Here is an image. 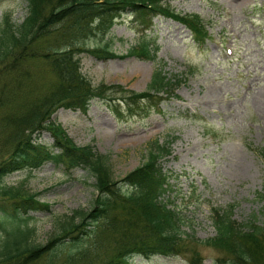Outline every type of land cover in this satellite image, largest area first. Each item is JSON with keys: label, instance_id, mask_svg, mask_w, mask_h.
Wrapping results in <instances>:
<instances>
[{"label": "rangeland", "instance_id": "rangeland-1", "mask_svg": "<svg viewBox=\"0 0 264 264\" xmlns=\"http://www.w3.org/2000/svg\"><path fill=\"white\" fill-rule=\"evenodd\" d=\"M167 4L176 12L202 18L208 33L202 48L194 44L185 26L170 18L158 15L152 29L144 31L133 15L122 13L107 36H94L87 43L108 44L117 57L98 59L84 53L81 67L94 86L116 84L136 92L145 91L152 74L162 69L166 76L180 79L175 95L158 107L154 106L156 98L151 108L141 103L147 104L148 114L124 121H117L97 101L86 113L60 108L51 119L76 144L93 145L107 159L114 178L141 165L154 142L168 146L170 152L161 163L171 173L169 196L178 205L187 248L170 258L135 257L131 264H191L192 250L198 252L202 264H216L221 251L203 243L215 235L212 208L228 210L232 204L236 222L248 224L253 215L257 223L263 222L264 200L258 194L264 190V0H167ZM5 13L14 24L21 23L27 0H0V25ZM144 32L156 44L153 59L133 51L145 38ZM194 114L203 120L186 118ZM39 139L52 142L46 131ZM95 182V175L85 169L67 174L51 162L4 179L6 185L21 186L49 204L48 212H31L18 222L21 229L32 230L29 240L40 244L57 231L58 218L89 208ZM11 226L5 225L8 230ZM5 237L2 229L0 241ZM93 240L89 237V264H103L112 253L106 246L109 241L94 247ZM68 248L66 244L52 264H63ZM45 256L34 264H49Z\"/></svg>", "mask_w": 264, "mask_h": 264}, {"label": "trees", "instance_id": "trees-1", "mask_svg": "<svg viewBox=\"0 0 264 264\" xmlns=\"http://www.w3.org/2000/svg\"><path fill=\"white\" fill-rule=\"evenodd\" d=\"M123 12L133 15L134 21L148 30L157 15L177 20L190 30L199 47L208 37L206 25L197 14L180 15L166 0H27V14L21 23L14 24L7 13L3 16L0 231L3 229L6 237L0 241V264H34L44 255L52 264L66 244L69 248L63 264H89V237L94 239V247L109 241L106 246L111 247L112 253L103 264H131L135 257L169 258L187 248L179 230L178 205L169 196L171 173L164 171L161 163V158L170 152L168 146L154 142L141 165L114 178L107 159L93 145L76 144L61 124L51 119L60 108L86 113L90 104L97 101L117 121H124L148 114L147 104L141 103H149L151 108V101L156 98L157 107L165 99L164 93L168 98L175 95L173 90L180 79L166 77L161 69L152 74L149 86L142 92L116 84L94 86L81 71V54L98 59L117 57L108 44L98 47L87 43L94 36L108 35L115 16ZM151 43L142 39L140 47L133 51L152 58L155 51ZM158 111L161 112L159 108ZM186 118L203 120L195 114ZM45 131L52 142L39 139ZM261 156L264 163V148ZM49 162L61 166L67 174L84 168L95 175L96 194L86 210L58 218L57 231L40 244L30 241L32 230L21 229L18 222L31 212H48L49 204L21 186L6 185L4 179ZM258 198L264 200V190ZM232 208H212L215 235L203 243L221 251L222 258H217L216 264H264V205L260 213L263 222L257 223L253 215L245 225L233 220ZM6 224L12 225L10 230ZM191 255V264H202L196 250Z\"/></svg>", "mask_w": 264, "mask_h": 264}, {"label": "bare ground", "instance_id": "bare-ground-1", "mask_svg": "<svg viewBox=\"0 0 264 264\" xmlns=\"http://www.w3.org/2000/svg\"><path fill=\"white\" fill-rule=\"evenodd\" d=\"M215 91H220V88H215Z\"/></svg>", "mask_w": 264, "mask_h": 264}]
</instances>
